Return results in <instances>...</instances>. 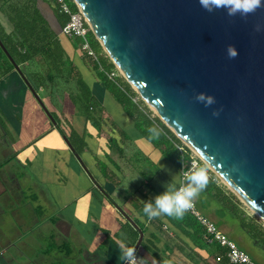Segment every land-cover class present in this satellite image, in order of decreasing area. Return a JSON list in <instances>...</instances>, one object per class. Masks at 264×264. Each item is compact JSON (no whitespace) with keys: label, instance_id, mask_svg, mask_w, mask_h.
<instances>
[{"label":"crops","instance_id":"1","mask_svg":"<svg viewBox=\"0 0 264 264\" xmlns=\"http://www.w3.org/2000/svg\"><path fill=\"white\" fill-rule=\"evenodd\" d=\"M58 41L59 66L36 57L11 69L0 57V264H126L121 245L138 241L137 264H231L193 218L144 215V201L176 190L181 162L150 136L142 120L154 116L126 80L108 78L102 47L94 59ZM195 204L264 264L233 237L228 207L206 190Z\"/></svg>","mask_w":264,"mask_h":264},{"label":"water","instance_id":"2","mask_svg":"<svg viewBox=\"0 0 264 264\" xmlns=\"http://www.w3.org/2000/svg\"><path fill=\"white\" fill-rule=\"evenodd\" d=\"M73 2L145 105L264 222V7L241 17L199 0Z\"/></svg>","mask_w":264,"mask_h":264},{"label":"trees","instance_id":"3","mask_svg":"<svg viewBox=\"0 0 264 264\" xmlns=\"http://www.w3.org/2000/svg\"><path fill=\"white\" fill-rule=\"evenodd\" d=\"M66 2L71 10L77 11L73 0H66ZM0 18H4L6 25L10 26V31L7 32L6 27L0 21V51L6 61H10L11 69L17 64L32 61L36 57L42 58L53 66L60 65L62 54L58 41V33L61 32L68 18L60 12L54 0H0ZM88 38L92 48L98 53L101 50V46L91 31L88 33ZM100 64L107 68L109 72L116 70L111 61L105 62L101 60ZM54 69L53 67L52 70L55 73ZM124 83H126L127 89L133 96L138 98L139 96L133 91L130 85L126 81ZM138 101L150 112L149 108L140 98H138ZM142 122L145 123L147 128L156 126L160 130L159 137L154 139L158 144H165L168 147L169 155L176 163L179 164L184 158L189 156L190 150L181 143L158 117L155 116L151 121L144 119ZM172 143L180 144L183 147V151H179ZM216 179L214 174L211 175L205 190L210 196L228 207L252 238L264 246V225L256 222L252 217L246 218L241 208L242 203L239 199L233 193L226 191L224 186L217 184ZM186 215H184L185 219L195 222L189 218L190 216ZM218 249L224 250L220 246H218ZM224 252L218 256L220 260L226 259Z\"/></svg>","mask_w":264,"mask_h":264},{"label":"clouds","instance_id":"4","mask_svg":"<svg viewBox=\"0 0 264 264\" xmlns=\"http://www.w3.org/2000/svg\"><path fill=\"white\" fill-rule=\"evenodd\" d=\"M199 3L208 12L224 9L228 16L239 15L241 17L254 14L258 9L264 7L262 0H199ZM228 54L230 59L235 58L237 55L231 46L228 48ZM205 99L203 94L197 96V100L199 101H204ZM213 102L211 97L207 98L208 105ZM148 132L152 138H158L160 135V130L156 126L148 128ZM205 159L207 158L205 157ZM208 171L207 164H203L190 174L188 172L183 173V176L186 177L184 186H181L178 190H173V187L170 185L168 190L155 197L154 202L144 201V215L149 219L161 216L174 217L176 219L182 218L206 189L209 183ZM176 182L174 179V183ZM120 259L126 262V264H137V260L143 258L137 257L135 248H126L121 245Z\"/></svg>","mask_w":264,"mask_h":264},{"label":"built area","instance_id":"5","mask_svg":"<svg viewBox=\"0 0 264 264\" xmlns=\"http://www.w3.org/2000/svg\"><path fill=\"white\" fill-rule=\"evenodd\" d=\"M54 1L58 5L60 12L68 18L67 22L62 27L60 34L69 39L78 40L80 50L88 57L96 59L95 52L93 51L88 38V33L91 30L82 14L78 10H71L66 0ZM118 75L122 76L118 69H116L115 71L108 73V78L115 80ZM177 149L179 151H183V147L180 145L177 146ZM201 163L203 162L199 159V157L190 150L189 156L181 161L179 185L176 190H178L181 186H184L186 177L183 176V173L188 172L190 174L191 172H194L199 166H201ZM186 214L193 218L203 229L204 239L208 244H216L224 249V256L231 264H257L245 252L240 250L234 242L229 240L228 237L223 234L214 223L205 218L197 210L195 203L193 207L186 212ZM219 260L220 257H216V261Z\"/></svg>","mask_w":264,"mask_h":264},{"label":"rangeland","instance_id":"6","mask_svg":"<svg viewBox=\"0 0 264 264\" xmlns=\"http://www.w3.org/2000/svg\"><path fill=\"white\" fill-rule=\"evenodd\" d=\"M0 21H1V23L3 24V26L4 27H6V22H5V20H4V18H0ZM0 57H3V58H5L4 56H3V54H2V52L0 51ZM42 95V94H41ZM138 98H140V97H138ZM141 99V98H140ZM149 108V107H148ZM149 110H150V112L152 113V116H156L157 117V115L149 108ZM210 170V169H209ZM209 173H211V175H213L214 173L210 170L209 172H208V174ZM210 175V176H211ZM217 178V177H216ZM217 180V182H218V184L219 185H222V186H224V188L226 189V191H228V192H231L228 188H227V186H225L224 185V183L219 179V178H217L216 179ZM172 187H174V185H173V182H171V183H169ZM169 185V186H170ZM169 186H168V188H169ZM207 192V191H206ZM232 193V192H231ZM205 194H204V198H205ZM201 197H203V196H201ZM241 208H242V210H243V212H244V214H245V217L246 218H250V217H252L253 218V220H256V222H259V223H261L262 225H264V222H262L257 216H255L251 211H250V209L249 208H247L243 203H242V205H241ZM228 225H229V227L232 229V235H233V237H240L242 240V243H245V245L249 248L248 250L250 251V252H253L254 254H256V255H260V256H262V257H264V246H262L260 243H258V242H256L253 238H252V236L247 232V231H245L243 228H242V226H241V224H240V221L239 220H237V219H228ZM243 231H245L246 233H244ZM55 245V244H54Z\"/></svg>","mask_w":264,"mask_h":264}]
</instances>
